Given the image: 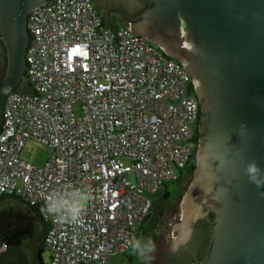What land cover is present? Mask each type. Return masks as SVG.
Instances as JSON below:
<instances>
[{"label": "built area", "instance_id": "1", "mask_svg": "<svg viewBox=\"0 0 264 264\" xmlns=\"http://www.w3.org/2000/svg\"><path fill=\"white\" fill-rule=\"evenodd\" d=\"M114 28L118 48L92 0H50L28 14L32 91L5 100L0 198L13 194L38 210L47 264H108L129 251L156 192L195 162L191 76L129 24ZM30 138L49 150L42 166L20 157ZM66 188L87 196L75 223L47 211L50 194ZM6 248L1 242L0 254Z\"/></svg>", "mask_w": 264, "mask_h": 264}, {"label": "water", "instance_id": "2", "mask_svg": "<svg viewBox=\"0 0 264 264\" xmlns=\"http://www.w3.org/2000/svg\"><path fill=\"white\" fill-rule=\"evenodd\" d=\"M49 1L0 0L6 56L0 120L7 95L25 77L28 14ZM102 3L104 20L109 15L120 19L116 10L133 14L142 0ZM128 21L133 34L156 44L191 76L202 112L194 176L164 219L161 264L173 258L169 250L189 239L192 223L207 211L213 221L200 264H264V187L244 172L249 161L264 170V0H151L123 22ZM106 24L117 45L110 18ZM1 234L11 239L22 264H29L17 235L6 228Z\"/></svg>", "mask_w": 264, "mask_h": 264}, {"label": "trees", "instance_id": "3", "mask_svg": "<svg viewBox=\"0 0 264 264\" xmlns=\"http://www.w3.org/2000/svg\"><path fill=\"white\" fill-rule=\"evenodd\" d=\"M142 4L144 7L136 9V11L133 13L134 16L139 14L144 8L149 7L151 5V0H142ZM99 15L104 20V17L100 13ZM112 27H115V25H113ZM5 68H6V57H5V62L3 66L0 68V82L4 74ZM24 78L26 79V76ZM191 86L193 87L192 84ZM15 91L21 92V93H30L32 91V86L28 82L27 79L26 81L22 80ZM201 119H202V112L199 107L198 121H197L195 132H194V140L196 141V144H197L195 147V152L198 147L199 139L202 135L200 131V126H201L200 120ZM11 202L15 206L12 209V211H16V213H19V214L21 211L33 213L34 217L39 222H41L42 236L40 240L36 242L35 247H34L36 258L35 260L33 261L29 260L28 262L29 264H45L42 259V252L43 250H45L44 240H45V234H46V224L41 218L40 213L35 207L29 205L28 203H26L25 201H23L20 197L16 195L10 194L6 196H2L0 198V205L11 203ZM166 209L167 207L162 202H160L157 197H154L153 205H152L150 212L137 225V230H138L137 238L150 237L152 240L156 241L158 237L157 232L163 222ZM6 216H7V213H5L4 211L3 212L0 211V222L5 221L4 219H6ZM18 221H19L18 219H13L11 223H17ZM212 221H213V213L209 212L207 217L201 218L195 225L194 238L196 239L193 244V247L195 248L193 255L188 256L189 250L186 249L179 257L168 258L167 264H200L204 260L207 254L208 248H209V241H210V236H211L210 228H211ZM1 242L7 243L6 250L0 254L1 264H22L21 258L18 255L11 239L8 236L3 235L0 238V244ZM129 251H131V249Z\"/></svg>", "mask_w": 264, "mask_h": 264}, {"label": "flooded vegetation", "instance_id": "4", "mask_svg": "<svg viewBox=\"0 0 264 264\" xmlns=\"http://www.w3.org/2000/svg\"><path fill=\"white\" fill-rule=\"evenodd\" d=\"M94 5L96 6L99 13L103 16L106 14L107 11H105L102 0H92ZM143 4L139 8H143ZM117 13L122 16L125 20H129L130 18L135 17L134 14H131L128 11H125L124 9H118L116 10ZM129 22V21H128ZM5 49L3 45L0 43V68L3 66L5 62ZM201 126L203 125L202 119ZM194 169L192 166H188L183 172L179 173L177 178L173 180L171 183L164 184L159 190L156 192L155 197L158 198L160 202H162L165 206L167 204L175 203L184 193L185 188L188 187L189 184V175H193ZM209 211H207L208 216ZM205 216V217H207ZM202 217V218H205ZM34 219H32L29 223L22 225L20 228L14 227L17 223L10 224V227L0 222V229H10L12 230L18 237L19 242L21 244V247L23 248L28 261H33L36 258V254L34 251V247L37 241L40 240L42 236V224L39 222L34 216ZM201 218H198L192 223V230L189 239L184 243L177 247L176 250H169V256H172L173 258L179 257L186 249H188V256L193 255L195 248L193 247L194 241L196 238H194L195 234V225ZM5 235L1 234L0 238ZM7 236V235H5ZM191 247V248H189ZM192 253V254H191Z\"/></svg>", "mask_w": 264, "mask_h": 264}, {"label": "rangeland", "instance_id": "5", "mask_svg": "<svg viewBox=\"0 0 264 264\" xmlns=\"http://www.w3.org/2000/svg\"><path fill=\"white\" fill-rule=\"evenodd\" d=\"M105 17H107V15H105L104 18ZM109 18L112 21L113 25H115V27H118V28H122L125 25L129 24V22L124 23L123 18L118 19L113 15H109ZM109 18L105 19V24L109 20ZM106 26H108V24H106ZM23 80L26 81L25 78H23ZM74 111H75L76 115H79L81 113L79 107L76 105L74 106ZM48 155H49L48 148L44 144H42L41 142H38L37 140L32 139V138L27 139L24 142V145H23L22 150L20 152V157L24 162L29 163L31 165H36V166L44 165ZM193 176H194V174L189 175V184H190ZM129 178L132 179V176L130 175ZM189 184H188V186H189ZM187 188H185L184 193L187 190ZM184 193H182L181 195L183 196ZM182 196L179 199H181ZM154 197H155V195H154ZM177 201L175 203H177ZM86 202H87V199H86ZM175 203L167 204V206H166L167 209H166V213L164 215V219L171 212ZM14 207L15 206L12 204V202L0 205V211L1 212L4 211L5 213H7L6 219H4L5 221H2L3 224L10 227V224H12L11 222L13 221V219H18L19 223H17L14 227L20 228L22 225H25V224L29 223L32 219H34L33 213L21 211L19 214V213H16V211H12V209ZM164 219H163V222L161 224V227L159 228V230L157 232L158 237H157V240L155 241V245H156L155 251L150 253L147 259H141L140 257L136 256L131 250V251H127V252L111 254L108 257V264H161L162 258H163V245H162V242L160 240V236H161V233L164 232ZM42 259H43V262L45 264L48 263L49 252L47 250H43Z\"/></svg>", "mask_w": 264, "mask_h": 264}, {"label": "clouds", "instance_id": "6", "mask_svg": "<svg viewBox=\"0 0 264 264\" xmlns=\"http://www.w3.org/2000/svg\"><path fill=\"white\" fill-rule=\"evenodd\" d=\"M249 181L258 188L264 187V170L255 161H249L244 169ZM87 196L83 190L66 188L50 194L47 201V211L57 220L75 223L80 217ZM129 248L141 259H147L155 251V241L150 237L133 238Z\"/></svg>", "mask_w": 264, "mask_h": 264}]
</instances>
